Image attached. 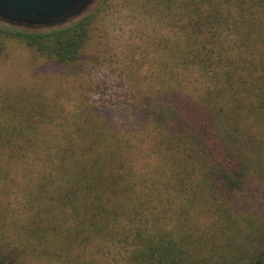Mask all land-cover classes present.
<instances>
[{
	"label": "trees",
	"instance_id": "1",
	"mask_svg": "<svg viewBox=\"0 0 264 264\" xmlns=\"http://www.w3.org/2000/svg\"><path fill=\"white\" fill-rule=\"evenodd\" d=\"M123 4L139 24L130 102L0 99V264H264V0ZM113 6L0 21V55L78 66Z\"/></svg>",
	"mask_w": 264,
	"mask_h": 264
},
{
	"label": "rangeland",
	"instance_id": "2",
	"mask_svg": "<svg viewBox=\"0 0 264 264\" xmlns=\"http://www.w3.org/2000/svg\"><path fill=\"white\" fill-rule=\"evenodd\" d=\"M136 15L131 5L116 9L114 0L78 66L45 60L20 44L8 45L0 55V99L41 91L50 98L57 95L55 101L66 109L82 103L116 108V104L130 102L132 81L139 74L135 63L139 54L131 45L139 27ZM78 17H69L64 24Z\"/></svg>",
	"mask_w": 264,
	"mask_h": 264
},
{
	"label": "water",
	"instance_id": "3",
	"mask_svg": "<svg viewBox=\"0 0 264 264\" xmlns=\"http://www.w3.org/2000/svg\"><path fill=\"white\" fill-rule=\"evenodd\" d=\"M95 0H0V21L26 28L62 25Z\"/></svg>",
	"mask_w": 264,
	"mask_h": 264
}]
</instances>
